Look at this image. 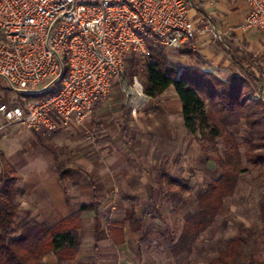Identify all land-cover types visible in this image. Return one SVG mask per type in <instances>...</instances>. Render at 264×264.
<instances>
[{
	"label": "crops",
	"instance_id": "0c3cea01",
	"mask_svg": "<svg viewBox=\"0 0 264 264\" xmlns=\"http://www.w3.org/2000/svg\"><path fill=\"white\" fill-rule=\"evenodd\" d=\"M187 2L189 16L195 27L196 35L193 49L189 46L180 49L207 53V59H209L207 67L216 72H229L231 75L233 74V77H245L249 73V77L246 78L249 85L254 88L251 95L264 100V37L255 31L242 28L248 12L247 3L244 0H187ZM228 44H231L236 50L235 53L241 59V65L231 57ZM243 56H246L248 61H245ZM210 72L213 71L210 70ZM258 83L259 88L257 89ZM123 93L124 95L121 96L125 98V102L120 101L122 104L119 107H110L120 98L111 91L107 98L94 103L91 112L92 121L88 118L82 127L89 130L97 127L98 136L94 143H89L86 146L75 144L78 139L74 138V133L82 132V128L76 125L66 131L60 130L48 135L28 131L22 126H11L2 132L0 135V177L2 178L7 169H10L12 175L18 179L15 194L18 206L17 215L20 214V211L26 212L21 221L34 219L51 228L74 213L80 205L88 204L93 194H96V202L99 205L97 220L102 223L103 227L106 220H120L123 218L124 212L132 208L139 216L144 210H147L146 206L141 210L136 204L138 198L148 195L150 202V195L155 190L153 183L148 180L152 178L153 173H156L158 178L162 174L170 175L174 164L173 156L177 145L176 137L173 134L180 128L185 139L188 133L184 127L178 98H174L178 108L173 112L166 106V102H160L161 106H159L158 100L162 95L155 99L144 95L146 103L156 101L158 104L152 113L144 112L143 108H139L138 102H142L141 98H135L134 103L129 104L128 93ZM133 109H135V113L132 111ZM177 118H179V122ZM146 119H149L148 123H146ZM0 121H2L1 118ZM116 127L117 129L123 127L124 133L130 130L137 134L142 129L153 131L158 140V153H162V149L166 150L161 154L166 156L162 165L166 171L163 170V167H158L155 164L158 162L155 159L150 161L149 173L146 172V165L142 159L131 157L129 160L126 158L119 160V158H115L112 147L114 146L113 142L119 137L117 134L119 130ZM105 132H112L110 135L114 136L110 141L113 142H100V138L110 137L104 134ZM66 142L69 143L66 144ZM138 143L140 145L136 147L135 145ZM162 145L163 148L160 149ZM117 146L129 149L131 152L139 149L142 146V141L140 138L137 140L133 138L126 143L122 141ZM120 148L118 147L117 153ZM103 154H105L104 157L98 159ZM118 163H122L119 172L115 171ZM142 163L143 165H140ZM59 167L69 171L64 178L68 180L69 186L77 198L74 197L73 200L67 198L65 190L59 182L57 173ZM81 176L86 182L77 181V178ZM81 196H86L89 200L79 201L78 197ZM126 206H128L127 209H125ZM116 209L123 212L122 218L118 219V216L114 217V212L111 213ZM84 219L87 222L84 223ZM81 223L82 226L86 224L90 227L94 241L95 252L93 253H98L102 245L111 246L107 240L96 241L93 233L95 220L92 213L84 214ZM126 230H124L125 240ZM91 255L94 256V254ZM121 256L122 254H120ZM97 264H126V262L101 260Z\"/></svg>",
	"mask_w": 264,
	"mask_h": 264
},
{
	"label": "built area",
	"instance_id": "2783aa9c",
	"mask_svg": "<svg viewBox=\"0 0 264 264\" xmlns=\"http://www.w3.org/2000/svg\"><path fill=\"white\" fill-rule=\"evenodd\" d=\"M242 28L264 37V0H244ZM186 0H0V79L22 95L54 93L22 106L0 104V135L11 126L51 134L82 125L95 102L125 77L148 44L194 48ZM129 104L144 97L135 80ZM135 113V109L132 110Z\"/></svg>",
	"mask_w": 264,
	"mask_h": 264
},
{
	"label": "trees",
	"instance_id": "16d2710c",
	"mask_svg": "<svg viewBox=\"0 0 264 264\" xmlns=\"http://www.w3.org/2000/svg\"><path fill=\"white\" fill-rule=\"evenodd\" d=\"M148 48L150 53L141 85L144 95L155 99L173 87L181 104V115L187 133L192 137L198 134L203 143L207 142L214 148L217 141L221 140L224 147L222 155L213 159L220 171L219 177L211 179L198 192L195 197V209L183 212L178 235L174 236L165 231L158 234L163 241L160 244L163 253L175 262L189 257L202 235L214 225L225 200L233 196L240 175L246 171L242 168L243 163L258 169L264 166V100H249L247 93L243 91L249 83L246 78L249 73L245 77L221 80L212 72L194 69L193 73L199 77L200 89L207 88L208 91L205 96H201L184 78V71L178 72L168 64L162 48L152 47L150 44ZM228 48L233 60L241 65L236 50L231 44H228ZM140 58L131 54L125 61V70L129 69L131 79L136 76L135 69ZM242 58L248 61L246 56ZM53 93L50 89L23 97L25 102H37ZM252 103H260V106L252 107ZM236 127L243 128V133H235ZM243 144L247 147L244 154L241 152ZM201 151H206L202 144ZM68 172L58 168L61 185ZM158 179L163 180L168 187L167 191L178 199H181L184 193L192 191L183 181L170 175L162 174ZM16 182L17 179L12 176L10 169L0 179V264H43V260L49 255H54L59 263L73 261L81 247V218L86 213H92L94 216L93 233L96 241L107 240L112 246L119 247L126 244L125 229L132 235H139L138 256L140 243L150 234L147 228L149 208L140 216L133 208L127 210L122 219L106 220L103 227L97 220L99 205L96 202V194H93L88 204L80 205L74 213L51 228L34 219L16 224ZM152 192L151 210L159 216L157 207L153 204L155 192ZM152 216L150 217L154 219L155 216ZM259 224L264 229V202L260 204ZM257 236L256 231L238 228L236 235L226 242L224 248L204 264H264V261L252 252L241 254L243 248L247 250L255 243Z\"/></svg>",
	"mask_w": 264,
	"mask_h": 264
},
{
	"label": "rangeland",
	"instance_id": "374dc122",
	"mask_svg": "<svg viewBox=\"0 0 264 264\" xmlns=\"http://www.w3.org/2000/svg\"><path fill=\"white\" fill-rule=\"evenodd\" d=\"M162 50L166 56V61L168 62V64L177 69L178 72L184 71V78L190 83V86L193 89L199 91V94L201 96H205L208 91L207 88L200 89L201 87L198 84L199 77L195 73H193L194 69H204V71L209 72L211 70L213 71L212 73L219 77L221 80H228L229 78L233 77V74L231 75V73L229 72L221 73L209 69L207 67L209 63V59H207V53L202 54L195 51L192 52L191 50L187 51L186 49L176 50L162 48ZM146 64L147 60L140 58L139 64L135 69L136 76H133V79H131L129 76L128 68H126L125 70V77L123 79H118L117 76L114 77L113 85L110 91L120 98L118 99V102L112 104V106L110 107L116 108V106H121L122 101L125 102V98H123L121 95H124L123 92L129 91V88L133 86L135 80L140 85L143 84V73ZM253 90L254 88L251 87L249 83H247V86L244 87L243 91L247 93L249 100L260 99L257 96L251 95V92H253ZM105 98H107V96ZM174 98H177V96L173 87H170L162 94L161 98L158 100V103L166 102V106L174 112L178 108L177 102L174 101ZM23 99L24 97L22 94L10 89L4 83V81L0 79V104H6L8 106H22L25 104V101ZM141 99L142 102H138L139 108H143L142 110H144V112L154 113L156 106H158L157 102L154 101L153 103H146V99L144 97H141ZM159 106H161V103L159 104ZM251 106L259 107L260 103H252ZM144 116L143 118L146 117ZM88 118L90 121H92L91 113L83 121L82 125L79 126L80 128H82V132L74 133V138L78 139V142L75 144L86 146L89 143H94V140H96V137L98 136L97 127H94L92 130L82 127L88 120ZM177 120L179 122V118H177ZM148 122L149 119H146V123ZM146 125L145 127H148ZM122 128L123 127L117 129L116 127V129L119 130V132H117L119 137L118 140L116 139L114 142L110 141L114 136L110 135L112 132L104 133L110 136L109 138L102 137L99 139L101 143L109 141L113 142L114 146L112 147V152L114 153L115 158L117 157L119 158V160H122L124 158L129 160V158L131 159V157L142 159L144 165H146V172L149 173V170L151 168L150 161L151 159H155L158 161L155 164L158 165V167H163V170L166 171V168L162 166L166 156L161 155L165 153L166 150L164 151V149H162V145L160 149H162L163 152L158 153V140L156 139L157 137L155 136V133L153 131H150V129H142V131L138 132L137 134L136 132H131L130 130L124 133ZM243 130L244 129L241 127H236L234 129V132L241 134L243 133ZM173 135H175L176 137L177 146L176 151L174 152V156L172 154L174 158V164L170 170V175L179 181H183L187 186L192 188V191L184 193L182 195V198L178 199L177 197L172 196V193L167 191L168 187L166 183H164L163 180L158 179L159 176L156 173L152 174V178L148 181H151V183H153L154 185L155 193L153 194V204L157 207L159 216H157L156 213L151 210L152 207L150 206V202L148 201V195L146 197L140 196L138 198L136 204H138L141 210L145 208V206L147 209H150V214L147 221V228L150 234L145 241L140 243L141 245L139 256L137 255L139 235H132L128 233V229L126 230L127 236L126 244L124 246L114 247L110 243L111 246L102 245L103 247H100L98 253H93L95 251L94 241L92 240L91 236L92 232L90 231V227L84 224L82 226L81 233V247L76 259L69 262L59 263L54 255H49L43 260V264H97V262L101 260L113 262H118V260H121L125 261L126 264H204L206 260L216 256L217 253L224 248L226 242L236 235L237 229L240 227L256 231L258 235L255 243L247 250L243 248L241 254L244 255L246 252H252L258 259L264 261V229H262L259 224L260 204L261 202H264V166H262L261 169H258L246 163H243L242 165V168H244L246 171H244L240 175L233 196L225 200L223 209L220 215H218L216 222L205 234L202 235V237L194 247L192 254L187 258L183 257L174 262L173 260L167 258V256L163 253L164 250L160 246L163 241L158 236V234L165 231L174 234V236L176 234L178 235L182 224L183 212L187 209H195V197L198 192L202 188H204L211 179H217L219 177L220 171L217 169L218 167L213 159L217 156L222 155V151L224 149L221 140L217 141V144L214 148L212 147L213 145L207 142L203 143L200 140L198 134H196L195 137L187 134V137L184 139L183 132L180 128L176 130L175 134ZM133 138H135L136 140L137 138L141 139L142 146L139 149L130 152L129 149L127 150L124 148H120V146H117V144H120L122 141L126 143L128 140H131ZM68 143L69 142H66V144ZM201 144L205 146V152L201 151ZM138 145H140V143L136 144L135 146L137 147ZM118 147L120 148L119 153H117ZM246 150L247 147L243 144V146L241 147L242 154H244ZM104 155L105 154L100 155L98 159L103 158ZM143 163L140 165H143ZM121 164L122 163H118L116 165L118 167L115 169V171L119 172L121 170ZM14 177L16 178L15 175ZM77 181L86 182V180H84L82 176L77 178ZM61 186L65 190L67 198L69 200H73L75 197V193L72 192V188L71 186H69L68 180L64 178ZM1 187L2 184L0 183V188ZM78 199L79 201L89 200L86 196L78 197ZM127 208L128 206L125 207V209ZM113 212L114 217L118 216V219L120 217L122 218V211H118V209H116L111 213ZM17 213L18 209L16 215ZM19 213L20 214L15 218L16 224H19L26 215L25 211H20ZM152 215L155 216L154 219H152ZM83 222L85 223L87 222V220L84 219ZM91 254H94V256H92ZM120 254H122L121 257ZM123 256H125L126 258H124Z\"/></svg>",
	"mask_w": 264,
	"mask_h": 264
}]
</instances>
